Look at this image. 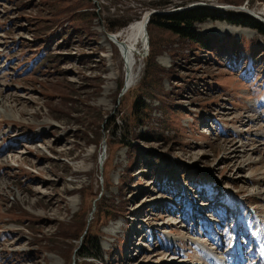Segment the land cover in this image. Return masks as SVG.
Here are the masks:
<instances>
[{"label": "rangeland", "instance_id": "rangeland-1", "mask_svg": "<svg viewBox=\"0 0 264 264\" xmlns=\"http://www.w3.org/2000/svg\"><path fill=\"white\" fill-rule=\"evenodd\" d=\"M218 3L264 11L0 0V264H264V33L206 19L201 44L148 23L124 94L106 41L145 10L248 14Z\"/></svg>", "mask_w": 264, "mask_h": 264}, {"label": "trees", "instance_id": "trees-1", "mask_svg": "<svg viewBox=\"0 0 264 264\" xmlns=\"http://www.w3.org/2000/svg\"><path fill=\"white\" fill-rule=\"evenodd\" d=\"M206 19H222L228 23L248 26L264 33V25L248 14L235 12L223 14L216 9L204 6L182 9L167 14H153L150 17L149 24L155 23L163 29L203 44L205 38L196 31L195 23L202 22ZM124 25H126V22L115 24L110 27V30H112V28L118 29ZM152 64V67L156 66L155 62H152ZM149 66L148 64V67ZM135 103H137V101H135L134 104ZM99 253L101 252L98 239L90 235L85 236L79 254L85 255L86 257H97Z\"/></svg>", "mask_w": 264, "mask_h": 264}, {"label": "bare ground", "instance_id": "bare-ground-1", "mask_svg": "<svg viewBox=\"0 0 264 264\" xmlns=\"http://www.w3.org/2000/svg\"><path fill=\"white\" fill-rule=\"evenodd\" d=\"M214 5L223 8H234V10L243 11L247 13L253 12L254 14L257 15V17L264 19V11L261 10L256 12L255 10L250 9L245 5L242 6L233 5L236 7H230L228 4L225 3L223 4L218 3ZM150 11L151 10H145L139 15L138 18L129 21L125 26L114 31L112 34L108 36V39H106L109 46H111L113 43L115 47L118 48L120 54L124 58L125 80L122 87L123 94L126 93L130 89V87L134 84V80L137 74L136 68L134 67L135 64L137 63V56L138 57L142 56L148 49L149 39H148L147 26L151 17V14H149ZM3 108H0L1 114L5 112ZM101 160H105V158L103 159V157H101ZM260 173L263 174L264 171ZM258 237L259 235L256 236V238Z\"/></svg>", "mask_w": 264, "mask_h": 264}, {"label": "water", "instance_id": "water-1", "mask_svg": "<svg viewBox=\"0 0 264 264\" xmlns=\"http://www.w3.org/2000/svg\"><path fill=\"white\" fill-rule=\"evenodd\" d=\"M187 8H189V6L188 7H184L182 9H187ZM179 10H180V8L173 9V10H171L169 12H159V11H156V10H152V11H150V14L151 15H153V14H167V13H171V12H175V11H179ZM263 22H264V20H263ZM119 95H121V91H120Z\"/></svg>", "mask_w": 264, "mask_h": 264}]
</instances>
